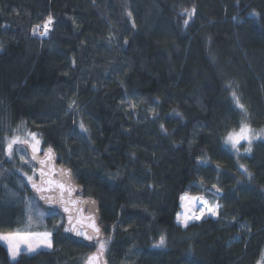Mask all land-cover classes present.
I'll return each mask as SVG.
<instances>
[{"label":"trees","instance_id":"1","mask_svg":"<svg viewBox=\"0 0 264 264\" xmlns=\"http://www.w3.org/2000/svg\"><path fill=\"white\" fill-rule=\"evenodd\" d=\"M49 15L48 35L33 34ZM0 45V233L53 242L15 262L0 243V264H83L96 249L31 194L22 144L7 155L29 133L99 203L110 264L261 260L264 139L238 155L223 138L242 120L264 131V0H0ZM185 194L218 217L179 225Z\"/></svg>","mask_w":264,"mask_h":264},{"label":"snow or ice","instance_id":"2","mask_svg":"<svg viewBox=\"0 0 264 264\" xmlns=\"http://www.w3.org/2000/svg\"><path fill=\"white\" fill-rule=\"evenodd\" d=\"M195 8H193L191 11L185 9V12L187 13L189 19L195 14ZM129 16H131V12L128 13ZM54 23L53 17L49 15L43 26L37 25L33 29V34H39L40 36H47L50 30V26ZM189 23L188 19L184 20L185 26H187ZM228 89L231 90V98L236 105L237 108L241 110L242 113H244L245 117H247V110L245 108V105L241 102L239 96L237 95L236 91L232 89V85L229 83L226 85ZM72 107V105H70ZM80 128L82 131H87V129L84 127L83 122L80 124ZM161 128H163V125H161ZM261 133H255L249 124L245 122V120H242L239 125V130H233L227 133V135L223 138V143L225 145L230 146L238 155L240 153V148L242 146V142L247 143V147L244 148V151L246 153H250L252 151V142L255 138L260 136ZM29 136H31L32 143L30 144L31 150H32V160L37 159L36 153L40 151L38 145L40 144V140L37 139L36 133H29ZM17 144H29V140L27 139H21L18 136H13L11 139L7 140L6 145V152L8 156H12L14 146ZM52 148L49 147L47 152L44 153V155L47 157V160H39V163L42 166L49 167L50 171H45L44 167H42L39 170V175L41 177V183L37 184L33 176H29L28 180L32 184V187L40 193L49 192L52 193V195L44 196L41 195V199H43L46 203L52 205L59 202L66 213H69L68 216V223L70 225H73L70 228H65L66 232H75L77 236L84 237L88 241H95V245H98L97 250L94 253L87 254L83 258V264H101V260L103 257V254L107 250V244L110 241H106L103 239H100L101 236V229L96 224V218L94 215H90L88 217L79 216L75 218V224H74V217L70 213V209L67 206L68 202H71L72 204H78L80 201H77L75 199H72L73 192L76 191V189L72 186V173L71 170L68 169H61L59 172V176L61 179H56V170L54 168H51L50 162L53 159L52 156ZM23 160L24 158L21 157ZM27 162V161H25ZM241 168L247 172V169L244 165H240ZM249 177H251V173H248ZM47 177V179H44ZM46 185V187H45ZM215 187V186H213ZM219 191V189H217ZM65 194H67L68 200L65 199ZM188 200L190 207H187L184 213H178L177 214V221L181 223L184 227L188 226L189 221L192 220H200L204 217L205 212L212 216H216L218 214V209L220 207L219 204H212L209 206V202L205 200L203 197H195V198H189L186 196H181V207H185L184 201ZM84 203H88L92 206L95 205V201H85ZM78 211H82L81 209H78ZM199 212V215L196 213ZM52 214H55V210H52ZM44 213L39 214V218L43 219ZM85 220L87 223L85 224ZM33 222V217L31 215L28 216V224L30 225ZM79 224L80 227L77 228L75 225ZM89 228L91 229V232L86 231L85 229ZM0 242H4L7 245V251L9 253L10 259L15 261L16 257L20 255L22 252L26 253H37L43 248L51 249L53 247L52 242V233L45 231L42 233H32L29 231L21 232L20 230H16L9 233H0ZM166 244V239L163 235L160 236L159 240L157 241L158 247H163ZM257 264H264V254H262L261 260L257 262Z\"/></svg>","mask_w":264,"mask_h":264},{"label":"water","instance_id":"3","mask_svg":"<svg viewBox=\"0 0 264 264\" xmlns=\"http://www.w3.org/2000/svg\"><path fill=\"white\" fill-rule=\"evenodd\" d=\"M22 146L26 149V151H27V153L29 155L30 160L32 161V163L35 166V179H34V181L37 184H40L41 183V177L39 175V170L42 167H44V169H45L46 172L51 170L49 167L42 166L39 163V160H47V157L44 155V153L47 152L48 148L44 149L41 152L36 153L37 159L36 160H32L31 157H32L33 153H32L31 147H30V143L29 144H22ZM52 156H53V159L50 162V165H51V168H54L56 170V173H57L56 179L59 180V179H61V177L59 176L60 170L61 169L68 170L69 168L67 166H65L64 164H61L58 161L56 152L54 150L52 152ZM71 173H72V181H71L72 182V186L76 189V191L73 192V194H72V199H75L77 201H80V203H78V204H72L71 202H68V204H67V206L70 209L71 215L74 217V224H75V218H77L79 216H83V217L86 218V217H88L90 215H94L95 218H96V224L101 229L100 239L105 240L106 239V233H105V231H104V229L102 227V219H101V211H100L99 203L94 198L82 196V194H83V187L75 180L74 173H73L72 170H71ZM44 179H47V177H45ZM45 187H46V185H45ZM28 188H29L31 194L37 198L38 202L42 205L43 208L48 209V210H53L54 209L55 211L59 212L63 216L64 221H65L66 228H70V227L73 226V225H70L68 223L69 213H66L64 211L63 206L59 202H57L56 204L50 205V204L46 203L43 199L40 198L41 195L49 196V195H52V193H49V192H44V193L37 192L32 187V184L30 182H28ZM217 189H218L217 186H215V187L212 186L211 187V191L212 192L219 194L221 191L220 190L217 191ZM65 199L68 200L67 194H65ZM89 200L95 201V205L92 206V205H90L88 203H84L85 201H89ZM78 209H81L82 211H78ZM86 223H87V221L85 220V224ZM75 226L77 228L80 227L79 224H76ZM85 230L88 231V232H91V229H89V228H86ZM67 233L72 238L81 240V241H83L87 245H95V241H88L84 237L77 236L75 234V232H67ZM96 250L97 249H95L92 253H94ZM101 264H110L109 263V260H108V257H107V252L106 251L103 254V257H102V260H101Z\"/></svg>","mask_w":264,"mask_h":264},{"label":"rangeland","instance_id":"4","mask_svg":"<svg viewBox=\"0 0 264 264\" xmlns=\"http://www.w3.org/2000/svg\"><path fill=\"white\" fill-rule=\"evenodd\" d=\"M0 50H1V45H0ZM239 130V129H238ZM237 130V131H238ZM253 130V129H252ZM255 133H261V135L260 136H258L257 138H255L254 140H253V142L254 141H256V140H259V139H264V131H262V130H259V131H256V130H253ZM29 139V143L31 144L33 141H32V139H31V136L28 138ZM38 139V138H37ZM242 143H244V142H242ZM38 147H39V149H40V151L39 152H41V151H43L44 150V148L41 146V142H40V144L38 145ZM230 147V146H229ZM46 149V148H45ZM33 179H35V170L33 171ZM182 196H186V197H189V198H195V197H203V196H191V195H182ZM205 200H207L208 202H209V206H211L212 204H219V203H217V202H215V203H211L207 198H205V197H203ZM182 203V202H181ZM184 205H185V207H181V210H180V212L179 213H184L185 212V210H186V208L187 207H190L191 205H189V202H188V200L186 199L184 202ZM220 205V204H219ZM220 208V207H219ZM197 215H199V212H197L196 213ZM218 215H219V209H218V214L216 215V216H212V215H210V214H208L207 212H205V215H204V217L202 218V219H200V220H192V221H189V223H188V225L189 224H191V223H193V222H199V221H201V220H203V219H206V218H217L218 217ZM176 221H177V218H176ZM177 223L179 224V225H181L182 227H184L181 223H179L178 221H177ZM32 233H42V231H39V232H32ZM3 243V242H2ZM6 247V249H7V245L5 246ZM97 247H98V245H96V249H97ZM53 248V247H52ZM52 248L51 249H47V248H43V249H41L40 251H42V250H45V251H49V250H52ZM39 252V251H38ZM23 254H26V255H33V254H35V253H26V252H22L20 255H18L17 257H16V259H15V261H17ZM8 256H9V253H8ZM9 259H10V256H9ZM10 261H13V260H11L10 259ZM15 261H13V262H15Z\"/></svg>","mask_w":264,"mask_h":264},{"label":"crops","instance_id":"5","mask_svg":"<svg viewBox=\"0 0 264 264\" xmlns=\"http://www.w3.org/2000/svg\"><path fill=\"white\" fill-rule=\"evenodd\" d=\"M0 243H1V244H3L4 246H6V243H4V242H3V243H2V242H0ZM11 260H12V259H11Z\"/></svg>","mask_w":264,"mask_h":264}]
</instances>
